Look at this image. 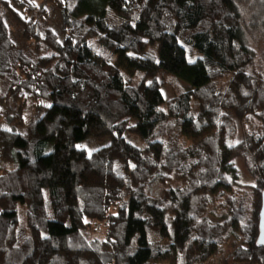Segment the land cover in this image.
<instances>
[{"label":"trees","instance_id":"obj_1","mask_svg":"<svg viewBox=\"0 0 264 264\" xmlns=\"http://www.w3.org/2000/svg\"><path fill=\"white\" fill-rule=\"evenodd\" d=\"M38 1L0 0V264H205L231 235L264 264V0Z\"/></svg>","mask_w":264,"mask_h":264},{"label":"rangeland","instance_id":"obj_2","mask_svg":"<svg viewBox=\"0 0 264 264\" xmlns=\"http://www.w3.org/2000/svg\"><path fill=\"white\" fill-rule=\"evenodd\" d=\"M42 1L44 0H39L38 3H42ZM58 15H56V19H57ZM55 19V17H54ZM55 19V20H56ZM262 30L257 32V35L255 34V36L252 38L250 36V40H251V46L252 48H255L257 51V62L263 63L264 60V35L262 34ZM188 56L190 58V60L196 61L199 59V55L193 51L188 49ZM230 76L226 77L224 79H222L220 82H218V86L221 89H224L228 82L230 81ZM158 80L161 84V89H162V94L164 96V98L166 99V101H172L173 99L176 98L177 96V88H179V85L182 86L183 88L186 87V85L182 84V83H178L177 80L173 79L172 77L169 76V73L167 72H160L158 75ZM18 107V105H16ZM33 109L31 108V106H27L25 112H24V118L26 121V125L23 128H18V130L22 133L27 132L28 126L29 124L33 121ZM5 124V123H2ZM254 124L260 125L259 121H256ZM6 128L8 129H13L12 125H7L5 124ZM249 131H251L250 129H248ZM254 131V130H252ZM251 131V132H252ZM134 143H138L135 140H133ZM182 146H187L188 143L185 141H181ZM109 144V140H102V141H98V140H94V139H89L87 141H85L84 143H82L80 145V147L85 148L88 150V152L91 154V152L98 150L106 145ZM140 144V143H138ZM187 144V145H186ZM236 169L238 171L239 174V180L237 181V189L236 191L239 192H243L242 196L240 197V199L237 201L238 205H243L245 207L244 210V219L249 220L254 216V212H255V206H256V199L254 197V192L253 190L256 187V179L255 177H253V175L250 173V171L248 170V166H247V162L244 159H236L234 161ZM175 186L176 184L173 183ZM228 199V196H224L222 197L217 204H213L211 205V207L209 208L208 212H216L218 213L217 215H211L210 213L208 214V216L206 217L207 220H210L212 223L216 224V223H225V219L221 218L222 214H228V212L225 210V203ZM237 205V206H238ZM238 206V207H239ZM231 217V216H230ZM229 217V218H230ZM228 218V217H227ZM93 227L98 228V230H102L104 229L103 224H99L94 222L93 223ZM244 243V239L242 236L238 237V239L236 238V235H231L230 236V240H228L226 243H224L220 248L218 253L212 257L207 263L205 264H237L234 262V258H233V254L234 252L243 245Z\"/></svg>","mask_w":264,"mask_h":264},{"label":"water","instance_id":"obj_3","mask_svg":"<svg viewBox=\"0 0 264 264\" xmlns=\"http://www.w3.org/2000/svg\"><path fill=\"white\" fill-rule=\"evenodd\" d=\"M260 236H259V243L261 245H264V193H263V203H262V209L260 212Z\"/></svg>","mask_w":264,"mask_h":264}]
</instances>
